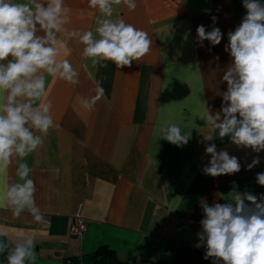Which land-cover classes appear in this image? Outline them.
Returning <instances> with one entry per match:
<instances>
[{"label":"crops","instance_id":"obj_1","mask_svg":"<svg viewBox=\"0 0 264 264\" xmlns=\"http://www.w3.org/2000/svg\"><path fill=\"white\" fill-rule=\"evenodd\" d=\"M264 4V0H260ZM71 9L68 27L94 30L96 9L88 0H65ZM135 10L114 6V17L148 33L150 52L131 67H92L82 56L83 46L70 44L69 59L80 72L71 86L48 78L56 128L44 147L26 157L35 181V202L43 219L27 212L12 215L0 206V231L10 247L22 236L35 241L36 264H67L69 258L91 254L107 246L132 264H201L197 251L202 232L201 201L230 203L235 192L259 198L264 186V151L238 148L228 137L203 140L208 129L196 118L203 102L213 113L222 105L227 83L222 80L232 58L226 52L228 33L246 14L242 0H136ZM207 10V11H206ZM220 28L219 45L198 42L196 29ZM97 83L104 96L91 112L78 96L94 95ZM176 123L189 142L177 147L161 139L159 128ZM236 156L241 170L212 177L203 172L210 154L206 145ZM259 164L248 169L254 158ZM17 180L15 165L5 177ZM250 205V202L245 201ZM76 214L86 230L81 238L70 234Z\"/></svg>","mask_w":264,"mask_h":264},{"label":"clouds","instance_id":"obj_2","mask_svg":"<svg viewBox=\"0 0 264 264\" xmlns=\"http://www.w3.org/2000/svg\"><path fill=\"white\" fill-rule=\"evenodd\" d=\"M96 9L94 30L69 28L71 9L65 0H0V206H8L15 217L27 212L36 222L43 219L35 202L36 184L30 178L32 169L26 157L42 149L50 130L56 128L52 100L47 90L48 78H57L71 86L80 83V72L69 59L72 41L83 46L82 56L93 68L131 67L151 49L147 32L136 28L119 16L114 6L135 10L136 0H88ZM246 14L234 31L228 33L225 51L232 58L222 80L227 90L222 94L221 109L215 113L203 102L196 118L208 129L203 140L228 137L238 148L264 151V4L260 0H242ZM207 11V10H206ZM211 31L197 27L198 42L207 40L219 45L220 28L213 17ZM94 95L78 96L77 103L91 112L104 96L97 83ZM161 139L183 147L191 138L181 127L169 122L159 128ZM210 160L203 172L217 177L241 170L236 156L226 150L217 151L215 143L206 145ZM252 160L250 170L259 164ZM15 165L14 182L5 177ZM256 181L264 186V173ZM230 203L201 201L203 219L199 240L206 245L204 259L215 258L213 264H264V196L235 192ZM245 201L250 202L246 204ZM7 233L0 231V254L7 252V264H36L35 241L22 236L10 247Z\"/></svg>","mask_w":264,"mask_h":264},{"label":"trees","instance_id":"obj_3","mask_svg":"<svg viewBox=\"0 0 264 264\" xmlns=\"http://www.w3.org/2000/svg\"><path fill=\"white\" fill-rule=\"evenodd\" d=\"M67 264H132L122 260L107 246L99 245L91 254L81 258H69Z\"/></svg>","mask_w":264,"mask_h":264},{"label":"built area","instance_id":"obj_4","mask_svg":"<svg viewBox=\"0 0 264 264\" xmlns=\"http://www.w3.org/2000/svg\"><path fill=\"white\" fill-rule=\"evenodd\" d=\"M86 230L85 223L80 216V214H76L73 218V221L69 227V232L71 235L81 238ZM206 245L203 244L201 241H199L198 246H197V251L198 253L202 256V263L201 264H213V260L215 258H209V259H204V255L206 253ZM219 264H223L222 261L219 262Z\"/></svg>","mask_w":264,"mask_h":264},{"label":"flooded vegetation","instance_id":"obj_5","mask_svg":"<svg viewBox=\"0 0 264 264\" xmlns=\"http://www.w3.org/2000/svg\"><path fill=\"white\" fill-rule=\"evenodd\" d=\"M0 264H7V252L0 254Z\"/></svg>","mask_w":264,"mask_h":264}]
</instances>
